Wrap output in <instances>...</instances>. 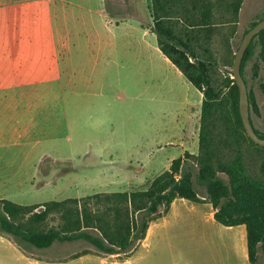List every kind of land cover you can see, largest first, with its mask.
I'll list each match as a JSON object with an SVG mask.
<instances>
[{
  "label": "rangeland",
  "instance_id": "obj_1",
  "mask_svg": "<svg viewBox=\"0 0 264 264\" xmlns=\"http://www.w3.org/2000/svg\"><path fill=\"white\" fill-rule=\"evenodd\" d=\"M211 1L217 3L219 0ZM232 1L225 0V2ZM106 5L107 13L110 15L115 13L119 20L128 16H139L149 20V27L141 30L148 31V40L153 38L152 6L147 7L146 0H138V2L106 0ZM89 7L95 11L100 9L95 2L89 4ZM74 13L75 10L68 9L22 8L15 0H0V199H7L20 205H38L71 198L83 199L98 193L118 192L122 183V189L124 185H136L131 184L135 183L133 180L135 173L128 177L125 174L126 170L121 169L120 165L116 164L113 169L110 165L103 166L100 157L108 158L110 161L111 156L122 158L137 155L139 151L131 149L129 152L124 150L107 153L108 150L107 154L100 152V146L94 142L95 138L85 136L87 130L82 131L78 124L75 127L69 126V115H63V93L51 103L49 112L44 110L42 118L47 121L42 124L43 128L40 127L32 135L29 128L31 109L42 106L33 105L32 108L30 104H25L29 103L28 100H25L21 106L19 101L15 100L21 96L24 98L32 96L31 89L15 91V87L19 86L15 82L17 75L15 65H20V58H16V54L19 52L20 55L21 50L24 54L34 55V58L25 57L26 62L31 59L32 61L44 59L41 61L61 64L62 55L68 47H70L69 52H73L75 60L81 58L78 56L79 51L101 48L100 43L94 45L91 38L86 39L87 35L93 34L95 38L113 37L114 33H109L98 23L97 17L91 14L86 16L89 23L87 33H76L73 23L70 24L68 18L65 19L67 25L64 21V15L74 16L76 15ZM212 13V20L218 27L213 28L209 34L202 32L199 40L193 41L192 44L200 59H209L212 62L214 78L221 83L227 76L233 77V74H230L233 73V66L228 65V62L232 61L231 53L234 52L236 55L245 32L251 29L254 22L264 18V0H244L238 13L236 27L233 25L234 14H227L224 9L217 7H213ZM75 28H78V24ZM121 31L122 29L115 31L119 43L127 38ZM43 53L53 56L48 59L35 57ZM255 64L259 66L258 76L254 74ZM244 76L248 93L253 95L257 105L255 112L250 104L251 120L255 128L264 133V64L254 58L248 63ZM36 93L35 91L33 95ZM119 95L122 103L131 105L138 104L141 97L136 89ZM74 107L79 110V98H76ZM21 109L24 114L23 128H28L27 131L25 130V136L23 129L21 130V116L18 114V112L22 113ZM77 111H72L71 121ZM134 121L133 119L132 122ZM16 129L18 132H15ZM21 135H23L22 139H20ZM104 139L100 138L106 141ZM142 140L143 154L154 146V141H163L161 138L147 137ZM174 150L168 147L165 151L155 153L153 158L163 160ZM154 163L155 161L149 164L144 173H140L144 178L158 171L156 168H151ZM220 176L228 180L226 175L220 174ZM196 188L202 196H206L204 188L200 186ZM203 201L210 203L208 200ZM38 210H43V207ZM167 212L161 208L157 220ZM57 223V217H51L48 226H55ZM176 226L172 225L168 231L157 234L150 240L149 246L140 248L135 254L125 253L120 257L104 254L85 240L55 243L46 249L26 245L24 249H27L31 258L48 259L50 264H116L115 262L117 264H198L199 258H206L208 255L206 239L202 238V234L186 231L190 229L188 227L182 228V231L178 229L173 231ZM157 242L163 244L158 245ZM10 258L14 260L12 256ZM8 264L12 263L8 261Z\"/></svg>",
  "mask_w": 264,
  "mask_h": 264
},
{
  "label": "crops",
  "instance_id": "obj_2",
  "mask_svg": "<svg viewBox=\"0 0 264 264\" xmlns=\"http://www.w3.org/2000/svg\"><path fill=\"white\" fill-rule=\"evenodd\" d=\"M15 2L20 3L22 8L75 10L76 15L69 14L67 17L64 15V21L68 18L78 34L87 33L89 23L86 16L90 14L97 17L98 23L109 33H114L112 38H95L93 34L87 35L86 39L91 38L94 45L100 43L101 48L79 51L78 56L81 58L75 60L73 52L70 53L68 47L62 55L61 64L42 62L44 59L33 61L31 59L26 62L25 57L34 58V55L24 54L23 50L20 55L19 52L16 54V58H20V65H15L17 74L15 82L19 84L15 91L31 89L32 96L25 98L21 96L15 100L19 101L21 106L25 100L29 101L25 104H30L32 108L33 105L42 106L31 109L29 121L31 135L47 121L42 118L44 110L49 112L51 103L63 93V115H69V126L75 127L78 124L82 131L87 130L85 136L95 138L94 142L100 146V152L104 154L120 150L129 152L131 149L139 151L137 155L122 158L111 156L110 161L108 158L100 157L103 166L110 165L113 169L117 164L126 170V176L136 174L133 179L135 183H131L136 185H124L122 189V183L118 192L135 188L144 189L155 177L170 170L174 160L184 157L187 152L197 155L204 94L195 88L162 52L153 31L151 33L153 38L147 39L148 31L142 32L141 29L149 27V20L139 16H128L119 20L115 13L111 15L107 13L106 0H15ZM93 2L100 9L96 11L90 9L89 4ZM146 5L151 7L152 0H146ZM65 23L67 25V20ZM77 24L78 28H75ZM118 29H122L124 37H127L122 43L118 42L115 32ZM51 56L53 55L43 53L35 57L48 59ZM133 89L138 90L141 96L138 104L122 103L119 94ZM35 91L37 93L33 95ZM76 98H79L78 111L74 107ZM72 111H77V114L71 121ZM15 113L17 114V111ZM18 114L21 116L22 125L24 114L23 112ZM129 121L134 124H129ZM22 129L25 136V130L28 128L25 129L22 125ZM17 130L15 132H18ZM23 135L18 138L22 139ZM145 137L161 138L163 141H154V146L143 154L142 138ZM100 138H105L106 141ZM168 147L175 149L174 152L163 160L153 158L155 153L165 151ZM154 161L151 168L158 171L144 178L140 173H144ZM216 212L217 210L208 202L194 203L186 199H176L165 215L150 224L146 238L127 254H135L140 248L149 246L153 237L164 233L165 230L168 231L172 225H177L173 231L177 229L182 231V228L188 227L190 229L186 231L202 234V238L206 239L208 255L206 258H199L198 264H253L248 254L246 226H224L216 221ZM25 247L0 234V264H8V261L12 264H50L48 259L31 258ZM122 254L110 256L120 257ZM256 264H264L261 253Z\"/></svg>",
  "mask_w": 264,
  "mask_h": 264
},
{
  "label": "trees",
  "instance_id": "obj_3",
  "mask_svg": "<svg viewBox=\"0 0 264 264\" xmlns=\"http://www.w3.org/2000/svg\"><path fill=\"white\" fill-rule=\"evenodd\" d=\"M243 1L152 0L153 32L160 49L204 94L197 155L187 152L174 160L170 170L155 177L144 189L29 206L0 199V233L12 237L20 246L37 249L85 240L104 254H122L146 238L161 208L169 211L176 199L199 203L205 198L217 210L218 223L246 226L250 262L256 264L259 253L264 258V147L246 134L234 79L227 76L218 82L212 62L200 59L192 44L202 32L209 34L218 27L212 20L213 7L234 14L236 27ZM259 22H254L251 29ZM231 54L228 65L233 66L235 53ZM254 58L264 64V30L246 51L241 69L244 80L245 69ZM253 68L258 76V64ZM249 102L257 112L252 94ZM255 131L264 139V133ZM196 186L204 188L206 196ZM41 207L43 210H38ZM51 217H57V225L48 226Z\"/></svg>",
  "mask_w": 264,
  "mask_h": 264
},
{
  "label": "water",
  "instance_id": "obj_4",
  "mask_svg": "<svg viewBox=\"0 0 264 264\" xmlns=\"http://www.w3.org/2000/svg\"><path fill=\"white\" fill-rule=\"evenodd\" d=\"M264 30V19L260 21L255 27L249 30L243 40L242 43L236 52L234 63H233V79L235 84L239 90V109L240 115L243 121V126L246 131L247 136L256 144L261 147H264V139L261 138L255 131L251 120V113H250V102H249V93L247 84L242 76V62L244 56L246 54L247 49L249 48L250 44L262 31Z\"/></svg>",
  "mask_w": 264,
  "mask_h": 264
}]
</instances>
